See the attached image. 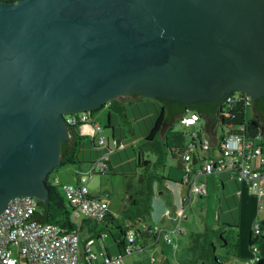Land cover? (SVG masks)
I'll list each match as a JSON object with an SVG mask.
<instances>
[{
  "label": "water",
  "instance_id": "1",
  "mask_svg": "<svg viewBox=\"0 0 264 264\" xmlns=\"http://www.w3.org/2000/svg\"><path fill=\"white\" fill-rule=\"evenodd\" d=\"M235 90L264 97V0H0V212L47 201L63 113Z\"/></svg>",
  "mask_w": 264,
  "mask_h": 264
},
{
  "label": "built area",
  "instance_id": "2",
  "mask_svg": "<svg viewBox=\"0 0 264 264\" xmlns=\"http://www.w3.org/2000/svg\"><path fill=\"white\" fill-rule=\"evenodd\" d=\"M244 101L246 107H252L253 100L246 92L229 93L221 102V110L231 106L236 101ZM106 104H110L108 101ZM219 111L214 120L222 127L220 135H215L214 143L210 144L204 137L202 119L205 117L198 111H188L175 120L178 129L187 135L186 151L183 154L184 170L182 183L187 185L183 194L182 209L173 217V229L159 225H151L144 220L138 221L127 229L128 245L126 252L134 249V241L138 228H149L150 232L158 233L167 242L173 244L170 232H183L182 222L186 219L185 207L193 195L206 196L209 193L206 178L210 175L226 174L236 179L240 184L248 183L249 187L259 198L264 196V133L245 134L236 131L232 125L224 123ZM69 125L79 127L81 134L87 135L96 142L98 147L106 151L90 161L88 171L97 173L108 169L111 153L123 149L127 144L114 135L105 134V127L95 121L88 111L69 112L66 115ZM213 129L217 127L212 125ZM245 123L238 125L242 131ZM196 155V157H195ZM87 176L79 175L77 184L65 186L66 196L70 204V219L73 228L66 230L59 224L42 222L35 218L39 199L33 195H19L11 198L0 212V264H126L121 254L99 255L90 249L82 248L81 227L85 219L103 220L109 210L106 199L93 195L87 185ZM240 191V190H239ZM238 191V192H239ZM169 210H167L168 212ZM253 231L261 234V223L253 224ZM93 239L88 242H92ZM13 246H17V255ZM256 249V246L253 248ZM85 254V255H84ZM258 259L257 254L243 264H253Z\"/></svg>",
  "mask_w": 264,
  "mask_h": 264
},
{
  "label": "trees",
  "instance_id": "3",
  "mask_svg": "<svg viewBox=\"0 0 264 264\" xmlns=\"http://www.w3.org/2000/svg\"><path fill=\"white\" fill-rule=\"evenodd\" d=\"M212 102L213 110L211 113H206L205 110L197 106L195 103H185L179 100H169L166 98L155 99L142 96L127 99L114 98L110 101L109 106L115 107L126 116L127 111H131L136 119H138V111L142 117V121L146 125V129H142L140 126L145 140L144 143L147 146L146 148L153 146L154 142L158 140L157 148L164 147L167 152L170 153L172 158L175 159V168L183 174V154L187 149V135L184 131L174 128V125H170L173 118H177L188 111H198L205 117L211 116L212 118H215L217 113L222 111L224 114L221 116V120H223L224 123L232 125L236 131H240L245 134H254L258 131L264 133V124L262 123L264 121V97H260L253 102L252 117H248V108L242 100L234 102L231 106H226L225 110H221V106L216 101ZM101 106L94 108L92 111L100 108ZM152 110L154 112H152ZM108 120V125L110 126L112 124L111 112L108 114ZM244 123L246 127L245 130L242 131L238 128V125ZM67 126L69 130V138L62 142V157L57 166L64 165L68 162L85 161V159L79 156V149H84V140L89 136L81 134L79 127L76 125L68 124ZM161 134H163V140L160 139ZM93 144L98 147L94 141ZM137 157L138 165L149 167L153 162V160L145 156L143 151H139ZM94 159H91V161ZM110 160L111 158L108 161V169L101 172H107L113 168ZM178 177L179 178H172L168 175V177L165 178L181 182L183 178L182 175H178ZM141 179L145 180L146 177L142 176ZM206 181L209 193L206 196L200 195V197H207L209 201L212 199L214 200L216 218L219 227H217V229L212 227L211 229H213V233L209 234L207 232L209 222L206 221L204 223L205 229L191 231L189 233L191 243L185 245L184 249L191 252L193 256L185 258L184 261L188 264H197L198 262L200 264H238L236 258L239 255V236L237 227L239 226L238 189L240 188V183L234 178L225 176V174L216 175L215 177L210 175L206 178ZM214 182H219L220 186L219 190L216 192H214L213 189ZM228 182L234 183V191L230 192V189L228 191L226 190V184ZM46 183L49 189L48 199L45 202L39 201L35 212V218L42 222L59 224L66 230L73 228L74 223L71 221L69 215L70 208L65 204L64 197L59 187L51 181L49 177L46 178ZM146 196V189H139V195L129 194L127 196L126 202L119 210V217L109 209L103 220L98 221L94 219H87L86 223L88 226L90 225V227L93 228L94 232L105 231L111 235L118 245L119 254L125 256L127 254L126 246L128 245V238L126 235L127 229L133 224H136L138 221L144 220L145 211H149L150 203H148ZM261 229H264V220L261 221ZM212 235L217 236L220 240V246L226 249L224 250L225 253L223 255L216 253V245L213 241ZM158 237V233L150 232L149 228H138L135 236L133 251L139 249L142 245L146 246L149 241L157 240ZM262 239H264V234H257L252 230L249 239V243L252 247L251 249H253L255 244L260 242ZM195 254H197V256ZM257 257L258 259L253 264H264V259L258 255Z\"/></svg>",
  "mask_w": 264,
  "mask_h": 264
},
{
  "label": "rangeland",
  "instance_id": "4",
  "mask_svg": "<svg viewBox=\"0 0 264 264\" xmlns=\"http://www.w3.org/2000/svg\"><path fill=\"white\" fill-rule=\"evenodd\" d=\"M127 98H135V96L119 97V99ZM88 112L92 115L95 121L100 122L105 127V134L111 136L112 131L115 128L117 138L124 140L127 147L111 153L110 158L113 168L107 172L92 174L88 171V165L91 159L96 158L106 150L102 147L94 146L92 138L88 137L84 140V149H79V156L85 159V161L68 162L64 165L54 167L47 177L57 184L64 197L65 204L70 207L66 196L65 186L77 184L78 176L83 174L88 178L87 185L90 191L94 195L106 199L110 210L116 214V216L119 215V210L126 202V198L129 194L139 195V189H146V199L148 203H150V208L149 211H145L144 213L145 220L151 225H159L166 229H173L175 223L172 222L171 218L173 219L176 213L182 209L183 194L180 196L181 190L179 181H177L178 184L175 183V189H173L171 184L166 186L165 183L167 181H164L161 175L165 177H168L169 175L172 178L174 176L177 178L176 176L180 175V171L175 168V159L172 158L170 153L167 152L164 147L157 148L158 140L154 142L156 147L153 145L146 148L147 146L144 143L145 140L141 131V127L142 129H146V125L142 121V117L138 111V119H136L131 111H127L126 116L115 107L109 106V104L105 103L100 108ZM110 112L112 113V124L109 126L108 114ZM152 112L154 111L152 110ZM247 115L248 117L253 116L251 106L248 107ZM175 120L176 117L173 118L170 125H174V128H177L178 124ZM201 122L203 127L201 128L198 122V128L210 144L214 143L215 135L212 125L217 126V135H220L222 132L220 123L210 116L204 117ZM262 123L264 124V121ZM160 139L163 140V134L160 135ZM139 151H143L146 157L153 160L149 167L138 165L137 155ZM156 173H159L160 176ZM141 175L146 177V179H141ZM175 197L178 198L177 202L174 200ZM174 204H177L175 210ZM167 210L170 212H167ZM185 212L186 219L183 220L181 225L183 229L187 231V234L183 235L179 232H170L173 243H176L178 246L177 250L172 249V243L167 242L162 235L158 237L155 247L150 245L146 248H142L140 251L136 250L123 256L125 263L135 264V261H138L139 263L142 262V264H159L158 254L161 252L160 249L162 248L169 256L172 264H182L178 261L177 254L182 255L183 245L190 242L191 237L189 233L193 230L205 229L204 223L206 221L209 222V228L207 229L209 234L213 233V229H211L212 227L214 229L219 227L213 199L209 201L207 197H200L198 194H195L193 195L192 200L186 203ZM245 215L242 212L241 225L239 224L237 227L239 239H243L245 236V229L243 230L242 226ZM249 225L251 226V222ZM82 233H84V231H82ZM261 233L264 234V229H262ZM108 237L111 240L110 236ZM212 237L216 245V253L223 255L225 253L224 250L226 249L220 246V240L217 236L212 235ZM242 245H245L244 240ZM93 247L96 250H99L97 245L94 244ZM17 248V246H13L16 255ZM173 251H177L178 253L176 254ZM189 254L193 256L191 252ZM195 255L197 256V254ZM236 260L238 264H243L246 262L247 258L243 257L241 253ZM21 261L24 264L25 261L23 255H21Z\"/></svg>",
  "mask_w": 264,
  "mask_h": 264
},
{
  "label": "crops",
  "instance_id": "5",
  "mask_svg": "<svg viewBox=\"0 0 264 264\" xmlns=\"http://www.w3.org/2000/svg\"><path fill=\"white\" fill-rule=\"evenodd\" d=\"M216 131H217V127H215V129H213L214 133H216ZM111 135L116 136V129L115 128L113 129ZM94 143L96 144L95 141H94ZM88 161H90V160H88ZM156 174H158L160 176L159 173H156ZM181 175H182V173H180V176ZM142 176L143 175H141L140 177H142ZM225 176H227V175L225 174ZM176 177L179 178L178 176H176ZM162 178H163L164 181H167L165 183L166 186L171 184L173 186V189H175L174 185H175V183H177V180L166 179L165 177H162ZM179 184H180V190H181L180 191V193H181L180 196H182V194H184L187 191V185L185 183L180 182V181H179ZM213 187L215 188L214 192L218 191L219 187H220L219 186V182H214ZM228 187H229L230 190L228 189ZM227 189L230 192L234 191V183L233 182H228L226 184V190ZM238 191H239L238 192V198H239L238 219H239V224L240 225H241L242 212L245 215V211H246V215L244 217L245 219H244V222L242 224L243 230L245 229V236H244L243 239H241V238H240L241 240L239 239V254L242 253V256L247 258V260H249L250 258L255 256L256 254L264 259V239H262L260 242H257L255 244V246H256L255 250L251 249L252 247H251V245L249 243L250 234H251V232L253 230V224L255 222H260L261 223V221L264 220V196L262 198H259L257 196V194L254 191H252V189L249 187L248 183H246V182H243V183L240 184V188L238 189ZM174 200L177 202L178 198L175 197ZM176 205L177 204H174V210L176 209L175 208ZM118 217H119V215H118ZM171 220H172V222H174V219L171 218ZM86 221H87V219H85L82 222V227H81V244H82L83 250L85 251V249L89 247L90 249L95 251L99 255V257H100L101 252L108 253V254H119L118 245L115 242V240L112 238V236L109 235L105 231L104 232L103 231H100V232L95 231L94 232L93 228H91L90 225L88 226ZM144 221L147 222V220H145V218H144ZM250 222H251V226L249 225ZM82 231H84V233H82ZM179 233L185 235V234H187V231L185 230V231L179 232ZM108 236H110L111 240L109 239ZM91 239H93V241L89 243L88 241L91 240ZM243 240H244L245 245H242ZM156 242H157V240L149 241L146 246H143L141 244L142 246L139 249H136V250L140 251L142 248H146V247H148L150 245L155 247ZM189 243H191V240H190ZM189 243H185L183 245V253H182V255L181 254H177L178 253L177 251H173V252H175L177 254L178 261L181 262L182 264H188L187 262L184 261V259L191 256V254H189L190 252L186 251L184 249V246L189 244ZM94 244L97 245L99 250H96L93 247ZM172 249H174L173 244H172ZM177 249H178V246H177V248L175 250H177ZM136 250H134V251H136ZM160 251L161 252H159V254H158L159 255L158 263L159 264H172V262H171L169 256L167 255V253L162 248L160 249ZM154 260L157 261L156 259H154ZM135 264H142V262L139 263L138 261L137 262L135 261ZM197 264H200V263L198 262Z\"/></svg>",
  "mask_w": 264,
  "mask_h": 264
},
{
  "label": "flooded vegetation",
  "instance_id": "6",
  "mask_svg": "<svg viewBox=\"0 0 264 264\" xmlns=\"http://www.w3.org/2000/svg\"><path fill=\"white\" fill-rule=\"evenodd\" d=\"M239 90H235L234 92H238ZM129 97H131V96H135V97H137V96H139V95H137V94H135V93H133V94H131V95H128ZM119 97L120 96H118V97H116V98H118L119 99ZM158 99V98H157ZM201 101H205V102H200V101H198V102H195V104L197 105V106H199L200 108H202L203 110H205V112L206 113H211L212 112V110H213V102L212 101H208V100H201ZM187 107V106H186ZM68 113H63V116H64V119H65V121H66V115H67ZM211 117V116H210ZM67 123V122H66ZM68 125V124H67ZM68 127V126H67ZM64 140H62L61 142H60V155H61V157H62V154H61V146H62V142H63Z\"/></svg>",
  "mask_w": 264,
  "mask_h": 264
}]
</instances>
